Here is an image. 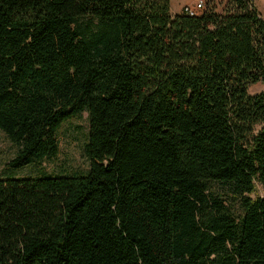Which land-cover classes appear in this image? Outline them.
Here are the masks:
<instances>
[{
  "label": "trees",
  "instance_id": "obj_1",
  "mask_svg": "<svg viewBox=\"0 0 264 264\" xmlns=\"http://www.w3.org/2000/svg\"><path fill=\"white\" fill-rule=\"evenodd\" d=\"M170 2L0 0L7 166L56 156L83 113L89 162L0 178V264H264V20L249 0Z\"/></svg>",
  "mask_w": 264,
  "mask_h": 264
},
{
  "label": "rangeland",
  "instance_id": "obj_2",
  "mask_svg": "<svg viewBox=\"0 0 264 264\" xmlns=\"http://www.w3.org/2000/svg\"><path fill=\"white\" fill-rule=\"evenodd\" d=\"M170 13L172 16L182 14L186 6H193L196 0H170ZM207 5L213 6L218 13H222L228 0H205ZM252 8L264 20V0H249ZM194 7V6H193ZM202 13L201 10L197 14ZM250 95L264 93V83H256L248 87ZM87 137L86 114L73 117L62 124L57 133L58 150L57 155L45 159L39 163H34L26 168L12 171L7 163L16 154L17 148L0 131V178L9 175L16 177H34L40 173L53 175H74L88 170L89 162L85 153V143ZM255 192L252 198L264 197V189L259 183H255ZM209 193L214 195L233 215L240 213L237 198L233 196L231 189L220 183L211 182Z\"/></svg>",
  "mask_w": 264,
  "mask_h": 264
},
{
  "label": "built area",
  "instance_id": "obj_3",
  "mask_svg": "<svg viewBox=\"0 0 264 264\" xmlns=\"http://www.w3.org/2000/svg\"><path fill=\"white\" fill-rule=\"evenodd\" d=\"M196 4L193 6H186L183 9V13L188 16H195L197 15V12L200 11L203 8L204 0H196Z\"/></svg>",
  "mask_w": 264,
  "mask_h": 264
}]
</instances>
